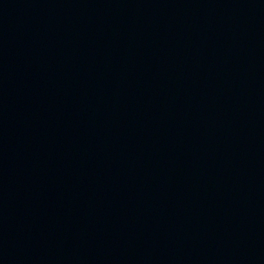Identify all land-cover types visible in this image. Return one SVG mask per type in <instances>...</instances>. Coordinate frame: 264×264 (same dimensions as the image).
I'll return each mask as SVG.
<instances>
[{"label": "water", "instance_id": "1", "mask_svg": "<svg viewBox=\"0 0 264 264\" xmlns=\"http://www.w3.org/2000/svg\"><path fill=\"white\" fill-rule=\"evenodd\" d=\"M0 264H264V0L0 81Z\"/></svg>", "mask_w": 264, "mask_h": 264}]
</instances>
